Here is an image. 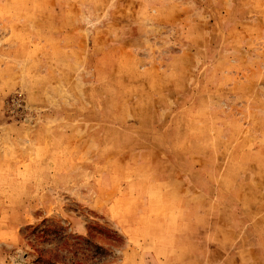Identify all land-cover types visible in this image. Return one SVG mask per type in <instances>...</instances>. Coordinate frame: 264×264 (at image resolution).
Instances as JSON below:
<instances>
[{"label":"rangeland","instance_id":"1","mask_svg":"<svg viewBox=\"0 0 264 264\" xmlns=\"http://www.w3.org/2000/svg\"><path fill=\"white\" fill-rule=\"evenodd\" d=\"M223 262L264 264V0H0V264Z\"/></svg>","mask_w":264,"mask_h":264},{"label":"crops","instance_id":"2","mask_svg":"<svg viewBox=\"0 0 264 264\" xmlns=\"http://www.w3.org/2000/svg\"><path fill=\"white\" fill-rule=\"evenodd\" d=\"M156 178L157 177H154V175H153V178L151 179V181L152 182H154L155 183V180H156ZM160 186H158V187H156L155 185L154 186H149V189H147L146 191H145V194L143 193V192H139V194L140 195H142V196H144V195H146V196H152V200H155V197H156V193H157V191H162V189L161 188H159ZM177 193V192H176ZM169 194H171V192L170 191H166L165 193H164V195H169ZM151 199L149 200V201H146V199L144 198L143 199V203H141V202H139V201H137V206H143V207H145L146 209H148V207L149 206H152L154 203H153V201H152ZM130 226H132V225H134V224H129ZM175 256V255H174ZM171 257H163L162 258V260L164 261H168V260H171L170 259ZM162 260H159V262H161ZM161 263H163V262H161ZM165 264V263H164ZM221 264H225L224 262L223 263H221Z\"/></svg>","mask_w":264,"mask_h":264}]
</instances>
